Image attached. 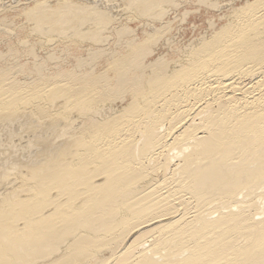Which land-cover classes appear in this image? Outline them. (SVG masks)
Instances as JSON below:
<instances>
[{"label": "bare ground", "instance_id": "1", "mask_svg": "<svg viewBox=\"0 0 264 264\" xmlns=\"http://www.w3.org/2000/svg\"><path fill=\"white\" fill-rule=\"evenodd\" d=\"M173 1L0 0L38 38L0 52L34 59L0 67V264H264V0H198L227 22L177 60H150L167 35L151 25L108 54L114 76L89 64L102 49L68 71L37 57L102 44L115 23L133 34L125 17L162 21Z\"/></svg>", "mask_w": 264, "mask_h": 264}, {"label": "rangeland", "instance_id": "2", "mask_svg": "<svg viewBox=\"0 0 264 264\" xmlns=\"http://www.w3.org/2000/svg\"><path fill=\"white\" fill-rule=\"evenodd\" d=\"M245 1L246 0H234V2H233L234 4L232 6H233V8L240 7L241 5H243V3H245ZM173 2H174V5L170 6L169 12L163 17L162 21L152 22V21L147 20V19L146 20L141 19V17H136V16L134 17V15L132 16L131 21H128V20H126V17H125L124 21L121 22V25L122 24L125 25L124 23L128 22L126 24V26L128 27V29L130 31L134 32L133 34L128 32L127 34L122 35V37H120L117 34L118 31H116V30L120 29V27H121V26H119L120 23L119 24L115 23L110 28H108L106 30L107 33H106V31H104L103 35L105 37V41L102 44L101 43L99 45H98V43H92V44L91 43H89V44L83 43V44H81L82 42L75 41L72 45H69L66 42H64L66 44L62 43V45H61L62 41H58V42H56L55 46H43V49H42V47H37L36 48L37 57L39 56L38 57L39 59H43L44 61H46L44 63V65H47V67L50 68L49 69L50 72L51 71L53 72V70H55L54 68H56L57 66L62 71H68V70H70V68L72 69L73 66H74V68L76 66V61L73 59L74 57L88 58V56H89L87 54L88 53L87 52L88 47H90L94 51L102 49L103 53L106 55H104L102 52L98 53V56L96 55L95 56L96 58L94 57V60L92 59L89 62V64H91V66H93L96 73H99V72L105 70L107 74H109L110 76H114V73H115V71L113 70V69H115V68H113L114 63L112 60H110L111 58H109L108 54L109 55L113 54V53H111V51L112 52L114 51V54L110 57L116 58V57L120 56L121 54H123V51H125V48H126L125 44L127 42H129L130 40L137 42V43H140L144 38H147L146 34L149 32V30H150L149 28L151 27V25L152 26L155 25L158 28L163 27L164 28L163 33H165V34L167 33V35H166V37H164V39L162 38V40L159 42L158 46L156 47V53L153 55V57L150 60H153V59L157 58L158 56H162L168 60H177L179 58L181 59L182 52L185 51V48L187 46H189V44H191V43L196 44V42L201 37H204V36L208 37L212 33L210 30V24L211 23H215L219 27L222 26L223 24H225L227 22V18H228V15L230 13V10H231L230 7L224 6V5L222 7H216V8H211V7L205 6L206 7L205 8L204 5L199 4L198 0H174ZM16 14L19 15V13L11 12V11L7 12L4 15L0 14V20H1L2 16H9V19H11L13 22H15L13 25L10 26V28H8V29L13 30V35H9L7 31L3 30L4 29L3 26L1 27V25H0V38H1L0 39V52H2L3 54H5L6 51L10 50L11 48H12L11 50L17 51V53L23 52L24 49L22 46H20V42L24 41L23 39H28L29 42L38 41V38L35 36H30L28 38L27 37L25 38V36H27L29 34V31H30V30H27V29H29L28 23L24 20L23 17H20V16L18 17ZM22 18H23V20H22ZM146 22H148V23H146ZM110 29H111V31H110ZM6 32H7V34H6ZM23 32H25V34ZM114 32H117V33H114ZM17 33H19L20 35ZM14 36L16 38H14ZM106 36H108V37H106ZM117 37H119V39H117ZM135 37L137 38V41H135L136 40ZM17 40H19V41L17 42ZM122 41L123 42L126 41V42L124 44H122L123 43ZM95 44H97V45L95 46ZM115 44H117V45L119 44V45L117 46ZM115 46H117V47H115ZM45 48L47 49L48 52H54L57 56H60V55L62 56L63 55L62 51L66 52V53H64L65 55L62 57V59H59L57 62L56 61L50 62V60L47 61V59H46L47 51ZM6 58H7L6 62L1 63L0 67H6V66L12 65V66H14V68H17V65L20 66L22 64V65H26V66L28 65V68H31L30 66H32L31 64H33V61H34V59L31 56H28L24 53H20L18 55L13 54L12 57L10 58V60L7 56H6ZM92 62H93V64H92ZM86 65L81 66L82 69L78 68L76 71L77 72L87 71L90 67L88 68V66H86ZM24 74H28V73H24ZM135 75H136V72L130 71L127 74L128 80L132 81L134 78L133 76H135ZM17 77L20 80L24 79L23 74H17ZM114 85H116V87H118L117 82H115V81H114ZM35 119L36 118H34V120ZM21 120L25 121V118H23V119L21 118ZM3 123L4 122H2V124ZM33 124H36V122H34ZM3 126L5 127L6 125H3ZM25 126H26V123H24V124L22 123L20 126L18 124L19 129L22 127H25ZM46 130H47L46 131L47 133H49V134L51 133L49 131L50 128H48ZM2 133H3V131L0 132V135ZM1 138L4 139V136H1L0 139ZM31 139L32 138H30V136L26 132H19L18 131L16 133V136L12 137V140L14 142L13 146L19 147V148H22V147L25 148L26 145H28V141H30ZM73 139H71V141ZM34 146H36V145H34ZM4 148H7V147L4 146ZM37 160L40 161L41 158H39ZM21 181L22 180H20V178L17 180V182L13 180L12 182H15L13 187L20 186ZM97 182H100V181H97ZM2 190H4V188ZM0 192H2V191H0Z\"/></svg>", "mask_w": 264, "mask_h": 264}]
</instances>
